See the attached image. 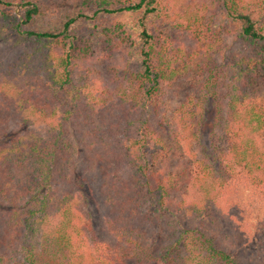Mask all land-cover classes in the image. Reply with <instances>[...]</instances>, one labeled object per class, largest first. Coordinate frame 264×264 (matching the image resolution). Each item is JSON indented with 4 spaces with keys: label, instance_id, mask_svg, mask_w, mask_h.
<instances>
[{
    "label": "trees",
    "instance_id": "16d2710c",
    "mask_svg": "<svg viewBox=\"0 0 264 264\" xmlns=\"http://www.w3.org/2000/svg\"><path fill=\"white\" fill-rule=\"evenodd\" d=\"M176 1L0 0V264H248L236 226L264 245V0H210L236 46L193 80L214 14ZM36 61L13 94L9 70Z\"/></svg>",
    "mask_w": 264,
    "mask_h": 264
},
{
    "label": "rangeland",
    "instance_id": "374dc122",
    "mask_svg": "<svg viewBox=\"0 0 264 264\" xmlns=\"http://www.w3.org/2000/svg\"><path fill=\"white\" fill-rule=\"evenodd\" d=\"M167 2V0H166ZM170 4L172 6H175L173 3V0H169ZM177 4H179L180 6H192V8L194 7V5H198L200 7H204L205 12H207V10H210V14H214L210 19L209 23L211 26V30H212V36L210 37V44H212L211 47L204 49L203 53L200 54V57H198L192 64H190L187 68V75L185 76V79H187L188 75L190 74V80H193L192 77L195 76L193 70H198V68H200V71L204 72L207 69H212L215 65H213V63L211 62V60L207 59V56L214 53L215 56L214 58L218 60V63L221 61L222 64H227L230 63L231 58H230V54L227 55L228 52V48H234L236 46V43L233 41L234 36L230 35L228 33V31H226L225 28L229 29L228 27V21L227 19L222 16L220 13H217L215 10H213L212 6V2L210 0H177L176 1ZM17 15H18V10L16 11ZM175 30V29H174ZM170 36L172 38L175 39V37L173 35H177L175 34V31H169ZM173 34V35H172ZM0 65L2 66H7L9 64H11L14 61V56H15V49L14 47H12L13 45L5 39L0 40ZM178 41H181V39L179 38ZM182 41L187 42L183 39L182 37ZM227 55V56H226ZM226 56V57H224ZM224 57V58H223ZM217 63V64H218ZM94 67L101 71L102 73H100V75L102 76V78L104 79L103 81L107 82L110 84L111 89L116 88L117 86L121 85L123 81L119 80V73L120 70L117 71V69L115 67H113L110 71L108 70V65L105 64L102 61H94L93 62ZM188 65V62H187ZM19 66L14 67L13 70H9L10 73H13V75H11V78L13 79V82L15 84V87H13L12 89H9L11 91H13V94H16V92H27L28 90V86L23 84V81L25 80V77H29L31 78V81H35V73L36 71H39L41 73H44L42 71H44V62L42 61H36L30 65H28V67L26 66H22L20 65V68H18ZM21 69V71H20ZM193 72V73H192ZM33 75V76H32ZM85 76H88L89 81L90 78L92 79V76L88 74H85L84 72H82V68H80V66L77 67V69L75 70V79H79V78H83ZM186 81L184 82V88L182 89L184 96H186L189 92H190V87H188L186 84ZM197 82H190L189 84L192 85H197ZM197 88V87H194ZM92 89H90L91 91ZM9 94L6 98L9 97V99H11V96L14 95ZM121 94V93H119ZM85 98V97H84ZM179 98V97H178ZM15 99L17 100V97H15ZM169 102L173 105L177 103L178 99L172 100L171 98H169ZM209 103H212L213 101L211 99H208ZM82 103V101H77L76 104H78V106ZM125 105L128 107V104L125 103ZM214 105V106H213ZM213 105L208 104L206 106V108H204V117H205V122L206 125H208L209 123L212 124L211 119L213 118V115H217L220 116L217 113V110L214 109V107L216 106L215 103L213 102ZM120 108V106H119ZM63 109V108H62ZM224 108H222V111H220V114L222 116H224ZM12 110H9L8 115L10 116V120H11V116H14V118H19L18 120V124L19 122H23V126L24 127H28L30 131H35L36 133H38V131L42 132L43 128L45 127V125H43L40 121H36L35 117H30L29 112H24L22 113H14L12 112ZM23 118H29V121H25V119ZM118 118H119V122L121 124L124 125V122L122 120H124V116L122 114L121 111H119L118 113ZM205 124V123H204ZM205 127V125H204ZM210 131L209 129H204L203 133L201 132V140L202 141H206V137H208ZM120 138H122V134L120 136ZM168 142H170L172 139L169 138L167 139ZM177 144V143H176ZM202 146V144H201ZM127 168V167H126ZM123 172H129V169H124ZM83 203V202H82ZM84 209L86 211H88L91 215H93L94 213L92 212L93 210V204H89L86 203L84 204ZM97 220V218L95 219ZM252 224L256 225L257 224V220L252 219ZM253 227V226H252ZM236 231L235 234V238H236V246L239 250V254L242 257L243 260L247 261L248 264H261L262 262L260 261V259L262 258V256L264 257V245L260 243V239L258 238V236L255 233H251V230L249 229V232L246 231L245 229H241L238 231V227H234L233 228ZM98 230V229H97ZM260 234L261 236H263V229L260 230ZM152 234H150V238ZM148 238V236L146 237V239ZM243 245V248H241V246ZM241 249V250H240ZM178 258V262L177 263H181V256L177 257ZM256 262V263H255ZM144 264H150L148 259H146L144 261ZM185 264V263H182ZM187 264V263H186Z\"/></svg>",
    "mask_w": 264,
    "mask_h": 264
}]
</instances>
